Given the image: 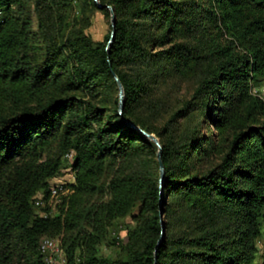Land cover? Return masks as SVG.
I'll use <instances>...</instances> for the list:
<instances>
[{"label": "trees", "instance_id": "1", "mask_svg": "<svg viewBox=\"0 0 264 264\" xmlns=\"http://www.w3.org/2000/svg\"><path fill=\"white\" fill-rule=\"evenodd\" d=\"M99 3L0 0V264H45L46 240L64 264H253L264 237V99L252 92L264 83V0ZM105 6L111 46V24L103 41L86 33L94 12L111 19ZM73 8L80 27L69 26ZM174 79L196 88L168 110L161 88ZM127 121L159 139L162 192L158 148ZM68 160L72 182L51 196ZM127 218L123 257L100 255Z\"/></svg>", "mask_w": 264, "mask_h": 264}, {"label": "rangeland", "instance_id": "2", "mask_svg": "<svg viewBox=\"0 0 264 264\" xmlns=\"http://www.w3.org/2000/svg\"><path fill=\"white\" fill-rule=\"evenodd\" d=\"M66 13V12H65ZM32 15V23L33 28L37 29L36 18L33 13ZM82 17H76L75 8L69 9L68 13V23L69 26L72 27H80L82 24ZM110 21L111 19H107L100 12H94L90 18V26L86 30V33L91 37V39L95 42L103 41L105 35L110 30ZM196 82L194 79H174L169 80L162 88L161 95L168 103V110L175 109L180 107V105L184 101H189L195 91ZM253 93L260 95L262 99H264V83L255 82L253 84ZM166 119V118H165ZM71 160V159H70ZM70 160L66 161L63 169L60 174L49 181L51 186H55L58 184L71 183L72 182V173L70 168ZM39 216H46L40 208L35 210ZM176 223L173 224V229H178V225ZM132 227V222L130 219H123L116 221L113 227L109 230L107 238L103 245L99 248V254L105 257H109L112 259L123 257L122 251V243L125 242V234L126 230ZM264 227V221H263ZM122 241V243H121ZM258 253L253 261V264H264V237H262L257 242ZM63 259V255L60 256Z\"/></svg>", "mask_w": 264, "mask_h": 264}, {"label": "water", "instance_id": "3", "mask_svg": "<svg viewBox=\"0 0 264 264\" xmlns=\"http://www.w3.org/2000/svg\"><path fill=\"white\" fill-rule=\"evenodd\" d=\"M96 4L102 8V6L100 5L99 3V0H95ZM106 9H108L111 13V37H110V41H109V46H111L112 42L114 41V38H115V34H116V31H115V27H116V16H115V13H114V10L109 7V6H105ZM113 77H114V80L116 81L117 83V86H118V91H119V115L122 116L123 114V109H124V88H123V85L122 83L120 82L118 76L113 72L112 73ZM127 124L132 127L133 129H135L136 131L140 132L141 134H143L145 137H147L151 142H153L156 147L158 148V153H157V160L159 162V171H160V189H161V192L163 191V181H164V166H163V163H162V160H161V154H162V147L160 145V142H159V139L156 138L154 135L152 134H148L147 132L143 131L141 128H139L138 126L134 125L133 123L131 122H128L127 121ZM161 215L163 216V211H161ZM164 226V224H163ZM163 237H164V233H163ZM163 239V238H162ZM161 242V241H160Z\"/></svg>", "mask_w": 264, "mask_h": 264}, {"label": "bare ground", "instance_id": "4", "mask_svg": "<svg viewBox=\"0 0 264 264\" xmlns=\"http://www.w3.org/2000/svg\"><path fill=\"white\" fill-rule=\"evenodd\" d=\"M71 157V156H70ZM70 157H68V159H70ZM49 191L51 193V196H56L57 195V191L58 189L54 188V187H50ZM40 199V196L35 200L34 205H37V201ZM44 217V216H41ZM58 248V243L56 241L53 240H46L42 243L41 245V254L44 257V262L45 264H51V259L50 257L52 256V249H57ZM60 256H62L61 251H60ZM62 264H64V261L62 259Z\"/></svg>", "mask_w": 264, "mask_h": 264}, {"label": "built area", "instance_id": "5", "mask_svg": "<svg viewBox=\"0 0 264 264\" xmlns=\"http://www.w3.org/2000/svg\"><path fill=\"white\" fill-rule=\"evenodd\" d=\"M72 157V154H71ZM63 191V188H62ZM49 192V189H48ZM36 208H41L44 206V201H43V194L41 195L40 199L37 201V205H34ZM51 259V264H62V257H60V247L58 244L57 249H52V256L50 257Z\"/></svg>", "mask_w": 264, "mask_h": 264}]
</instances>
